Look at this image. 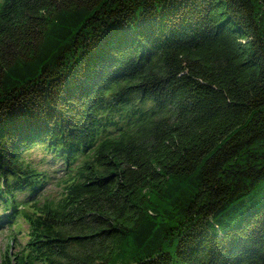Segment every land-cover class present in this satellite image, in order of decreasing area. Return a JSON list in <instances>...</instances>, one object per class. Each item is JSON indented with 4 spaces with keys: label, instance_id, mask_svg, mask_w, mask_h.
Here are the masks:
<instances>
[{
    "label": "trees",
    "instance_id": "obj_1",
    "mask_svg": "<svg viewBox=\"0 0 264 264\" xmlns=\"http://www.w3.org/2000/svg\"><path fill=\"white\" fill-rule=\"evenodd\" d=\"M22 221L0 264H264V0H0Z\"/></svg>",
    "mask_w": 264,
    "mask_h": 264
},
{
    "label": "rangeland",
    "instance_id": "obj_2",
    "mask_svg": "<svg viewBox=\"0 0 264 264\" xmlns=\"http://www.w3.org/2000/svg\"><path fill=\"white\" fill-rule=\"evenodd\" d=\"M42 156V151L40 149H35L33 152H31L29 159H32L33 161H37ZM59 185L55 183H51L47 186V194L50 195H56L59 192ZM23 194H20V197H22ZM28 229V225L26 222H21V230L19 232H13L8 228L0 229V261L3 258L4 253L11 252L10 254L13 255L18 251L19 245L17 244V239L24 243L26 241V232ZM13 236L15 237V240L12 239ZM12 244V245H11ZM14 244V245H13Z\"/></svg>",
    "mask_w": 264,
    "mask_h": 264
}]
</instances>
